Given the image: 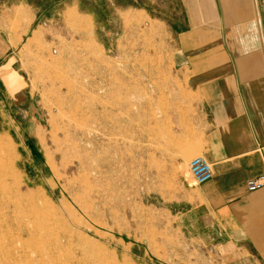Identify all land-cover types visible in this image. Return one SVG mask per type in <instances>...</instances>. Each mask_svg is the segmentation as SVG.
<instances>
[{
	"label": "rangeland",
	"instance_id": "obj_1",
	"mask_svg": "<svg viewBox=\"0 0 264 264\" xmlns=\"http://www.w3.org/2000/svg\"><path fill=\"white\" fill-rule=\"evenodd\" d=\"M28 1L0 60V264H225L180 224L203 107L173 11Z\"/></svg>",
	"mask_w": 264,
	"mask_h": 264
},
{
	"label": "crops",
	"instance_id": "obj_2",
	"mask_svg": "<svg viewBox=\"0 0 264 264\" xmlns=\"http://www.w3.org/2000/svg\"><path fill=\"white\" fill-rule=\"evenodd\" d=\"M136 3L73 0L95 18L89 7L104 16L106 6L126 12ZM151 3L173 11L164 22L177 40L179 68L203 107L198 151L213 168L208 182L194 186L187 181L190 187L180 201L181 227L213 248L220 262L264 264V186L253 192L247 187L248 181L264 175V0ZM35 16L28 0L0 1V60L14 53L10 39L24 36ZM15 18L24 24L23 33L7 34L4 26ZM150 19H157L152 11Z\"/></svg>",
	"mask_w": 264,
	"mask_h": 264
},
{
	"label": "built area",
	"instance_id": "obj_3",
	"mask_svg": "<svg viewBox=\"0 0 264 264\" xmlns=\"http://www.w3.org/2000/svg\"><path fill=\"white\" fill-rule=\"evenodd\" d=\"M189 172L197 185H202L212 179L213 168L204 156H197L189 163ZM264 186V175L248 181V190L253 192Z\"/></svg>",
	"mask_w": 264,
	"mask_h": 264
},
{
	"label": "bare ground",
	"instance_id": "obj_4",
	"mask_svg": "<svg viewBox=\"0 0 264 264\" xmlns=\"http://www.w3.org/2000/svg\"><path fill=\"white\" fill-rule=\"evenodd\" d=\"M24 237V236H23ZM23 243V242H22ZM61 248V247H60ZM21 253V252H20Z\"/></svg>",
	"mask_w": 264,
	"mask_h": 264
}]
</instances>
